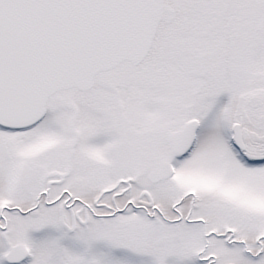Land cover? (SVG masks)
Returning a JSON list of instances; mask_svg holds the SVG:
<instances>
[{"label":"snow or ice","instance_id":"obj_1","mask_svg":"<svg viewBox=\"0 0 264 264\" xmlns=\"http://www.w3.org/2000/svg\"><path fill=\"white\" fill-rule=\"evenodd\" d=\"M0 264H264V0H0Z\"/></svg>","mask_w":264,"mask_h":264}]
</instances>
